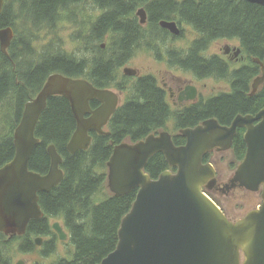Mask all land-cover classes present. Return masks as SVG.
I'll use <instances>...</instances> for the list:
<instances>
[{
  "label": "trees",
  "instance_id": "16d2710c",
  "mask_svg": "<svg viewBox=\"0 0 264 264\" xmlns=\"http://www.w3.org/2000/svg\"><path fill=\"white\" fill-rule=\"evenodd\" d=\"M83 1L4 0L0 29L12 28L14 38L6 55L0 51V167L12 160L15 152L13 132L25 104L36 97L47 77L53 73L71 78L82 76L75 69V59L64 55L60 48L48 46L37 52L32 41L35 33L46 28L54 29L63 14L73 11ZM103 1L99 7L106 8L107 13L93 27V33L96 27L98 32L108 27L114 43L105 51H96L97 58L103 59L100 67L96 68L99 78L93 75L86 77L96 88H117L126 92L124 103L109 121L108 134L91 133L89 149L71 155L66 146L76 123L69 103L59 96L47 100L35 130L40 144L31 154L29 170L45 174L50 165L47 147L54 145L62 158L60 168L64 178L51 191L38 195L43 218L30 221L24 236L11 239L20 240L19 249L30 252L36 238H55L50 221H60L74 253L70 260H60L56 264H99L115 250L121 220L130 211L137 190L119 197L110 191L108 193L105 190L107 162L116 145L136 143L151 134L166 131L167 121L172 115L150 79H141L127 87L128 79L118 78V71L125 61V42L128 37L132 38L134 32L133 13L123 14L122 7L117 6L118 0ZM151 8L152 11L157 8L156 12L149 11L150 26L156 30L161 31L157 24L164 20L191 27L200 39L194 45L199 53L216 40H237L249 61L248 67L235 71L229 77V70L225 68L226 77L232 82L231 95L214 99L201 114L192 111L186 121L175 126L176 130L209 117L226 124L239 114L254 115L264 108V84L255 96H249L250 83L260 74L259 66L252 60L264 63V7L240 0H156ZM127 20L129 28L125 25ZM19 27L29 35H19ZM96 40H100V36ZM193 66L206 76H216L214 70L217 68L211 60L197 58ZM241 133L235 135L232 143V154L237 163L242 161L246 149ZM173 142L176 146L184 144L179 136L173 138ZM207 161L208 158H204V163ZM167 170L175 171L162 154H156L149 159L145 173L151 179H157ZM98 196H102L101 201L97 200ZM6 238L0 233V264H11Z\"/></svg>",
  "mask_w": 264,
  "mask_h": 264
},
{
  "label": "water",
  "instance_id": "95a60500",
  "mask_svg": "<svg viewBox=\"0 0 264 264\" xmlns=\"http://www.w3.org/2000/svg\"><path fill=\"white\" fill-rule=\"evenodd\" d=\"M264 7V0H241ZM4 0H0V15ZM140 24L147 21L146 12L137 13ZM159 26L178 36L175 22L161 21ZM14 32L0 29V51L7 54ZM235 55L240 49H234ZM260 75L252 84V95L264 83V63L255 60ZM135 72L125 69L124 74ZM63 97L70 106L76 127L67 144L74 155L91 145L89 132L106 135L104 127L117 107V96L109 90H98L84 79L59 73L49 75L37 96L24 106L21 119L13 132L14 156L0 167V233L23 236L32 220L43 218L40 193L51 191L64 178L62 158L54 145L47 147L50 165L41 175L29 170L38 121L47 100ZM102 106L92 111L89 102ZM90 114L89 118L85 115ZM244 129L245 154L232 178L222 186L226 192L237 189L260 192L261 204L238 221H230L207 193L217 183L216 171L204 163L206 154L231 149L237 130ZM185 144L176 146L164 131L151 134L136 143H122L113 148L107 163L109 191L119 197L137 190L130 211L122 218L118 243L113 252L99 264H264V108L256 114L237 115L229 126L209 119L193 128L180 131ZM161 153L170 168L151 179L145 168L150 158ZM52 230L61 242L68 235L59 222ZM43 239L36 238L40 247ZM16 264H25L19 260Z\"/></svg>",
  "mask_w": 264,
  "mask_h": 264
},
{
  "label": "flooded vegetation",
  "instance_id": "af4514ba",
  "mask_svg": "<svg viewBox=\"0 0 264 264\" xmlns=\"http://www.w3.org/2000/svg\"><path fill=\"white\" fill-rule=\"evenodd\" d=\"M155 1L156 0H118L117 6L122 7V13L123 14L130 13L132 11L133 13L132 19L134 20V29H132L134 32H132V38L128 37L125 42L124 53H123L125 61H124L123 67L120 68V70L118 71L120 73V74L118 73V76H119L118 78L124 77L125 79H128L126 81L129 83V84L127 83L128 85L127 87H129L131 83L137 82L141 79H146V78L150 79V81L153 82L155 87L161 93L164 105L167 107V109L172 114L171 118L168 119L166 125H173L175 127V126H178L179 124H182L184 121H186L190 117L191 115L190 113L192 111L198 114H201L204 108H206L208 104L214 99H217L224 95H231L233 91L232 82H230L229 78L227 77H229L235 71L237 72L240 69L248 67L249 61L243 54V50L240 46V43L238 42L239 43L238 47L232 44V42L237 41V40H224V39L216 40L210 43L209 45H207V47L201 53H199L198 49L194 48V45L200 41L199 38H195L194 40H191V41L184 40L183 45L178 47L176 45L177 42L182 40L184 36V29L182 27V24L175 21L178 28L180 29V34L178 36H174L168 30H165L159 27V22L157 25L159 29H161V31L156 30L155 27L150 26L149 11H152L151 5ZM177 1H183V0H177ZM90 3L92 4L91 6H93V8L95 9V12L100 13V16L97 17L94 22L90 23L91 30L89 31V36L84 38V40L82 39L81 41L82 43H84V48L82 50V53L86 54L87 58H83V59L81 58L78 61L75 60V63H76L75 69L79 73H81L82 76L79 78H74V79H84L88 81L94 88H96L89 80H87L86 76L93 75V77L99 78L100 73L96 71V68L100 67L103 59L97 58L96 51L97 49L101 51H105L107 47L111 46L114 42L112 41L111 30H108V27L104 28V30L101 29L100 32H98L99 30H97L98 28L96 27L95 33H93V27L97 25L99 20L102 19L103 16L107 13V9L99 7L101 5L100 3H104L103 0H94V1L90 0ZM141 9H143L146 12V16H147V21L144 25L140 24V19L137 16V13ZM156 10L157 8H155L152 12H156ZM136 19L138 20V23ZM170 22H174V21H170ZM128 23L129 21L127 20L125 25L127 26ZM160 33H163L166 36V38L160 39L159 38ZM98 36H100V40H96ZM167 36H168V39H167ZM215 42L224 43L222 49L220 50L221 56L208 53V50L210 49L211 45ZM234 49H240V53L238 55H235L236 51H234ZM141 50H146L150 55L154 57L156 61H158L160 64H163L165 71L151 72V73H146L144 75H141L138 70L132 68L130 66L131 62L133 58L135 57V55ZM197 58H200L203 61L211 60L212 65L216 66L217 68L216 70H214L216 76L215 75L206 76L204 75L203 71L201 72V71H198L197 68H194L193 63L195 60H197ZM255 60L256 59L252 60L253 64H257ZM234 65H239V68L234 69V70L231 69L232 66ZM225 68L229 70V73H227V77L225 74ZM125 69H131L135 73L131 76L125 75L124 74ZM256 77L258 76H255L254 79L250 83V92H249L250 97L255 96L259 90L258 88L256 93L252 95V84ZM212 79L220 80L222 82L223 81L230 82L229 85H230L231 92L226 93V92H221L220 90L216 91L215 89H212L210 92L204 93L206 86H207L206 82ZM96 89L109 90L116 94L118 103H117V107L114 113L121 106L120 96L123 95V100L126 97V92L118 90L117 88H96ZM101 106H102V103L96 99L89 102V107L92 111L98 109ZM113 115L110 117L109 121L111 120ZM89 117H90V114L85 115V118H89ZM213 118L214 117L202 119L198 121L196 124H191V126L177 129L176 135H171L168 131L166 132H168L171 135L172 140L173 138L179 136L180 138L183 139L184 144H185L186 140L181 135L180 133L181 130L186 129V128L196 127L197 125L202 124L204 121L213 119ZM233 119L226 124L220 123L218 119L217 121L221 126H229L231 122L233 121ZM107 125L104 127L105 132H107L106 131ZM93 132L94 131L89 132V135ZM238 132H242L241 134L243 136V133L245 132V130L240 129V130H237V133ZM227 152H232V146H231V149ZM216 154H222V152L214 150L213 152L206 154L204 156V158H208V161L206 163H210L212 165L213 156ZM204 158H203V162H204ZM218 178L219 176L217 175V172H216L217 183L214 187H212L209 190V194L211 195L219 191L222 193H227L225 190H222V187L220 188V186L218 185ZM12 237L13 236H7V238L9 239ZM14 237L16 238V237H22V236L14 235ZM42 239H43V242L41 246L46 245L47 243H45L44 238ZM34 248H38V247L34 246ZM23 261L26 264V261L25 260Z\"/></svg>",
  "mask_w": 264,
  "mask_h": 264
},
{
  "label": "rangeland",
  "instance_id": "374dc122",
  "mask_svg": "<svg viewBox=\"0 0 264 264\" xmlns=\"http://www.w3.org/2000/svg\"><path fill=\"white\" fill-rule=\"evenodd\" d=\"M91 5L90 0H84L83 3L77 5L73 11L63 14L61 21L56 24L54 29L49 30L46 28L40 33H35V37L32 41L33 47L35 48L34 50L40 52L44 50V48L51 46L52 48H60V52L77 61L81 58H87V55L82 53L84 43L81 41L89 36V31L91 30L90 23L94 22L95 19L100 16V13L95 12V9ZM136 21L138 23L137 19ZM182 27L184 29V36L182 40L177 42L176 45L178 47L183 45L184 40L191 41L198 38L197 33L193 29L183 24ZM18 34L21 36H28L29 32L26 31L25 33L23 28L19 27ZM159 38L164 39L166 36L160 33ZM232 44L237 47L239 46L238 41H234ZM223 45L224 43L220 42L213 43L208 53L221 56L220 50ZM130 66L138 70L141 75L165 71L164 65L156 61L146 50L139 51L133 58ZM238 68L239 65H234L231 69L234 70ZM229 83L228 81L222 82L216 79L209 80L206 82L207 86L204 93H208L212 89L230 93L231 89ZM124 100L123 95H121L120 105H122ZM166 131L171 135L177 134V130L173 125H167ZM238 164L239 162H236L232 152H224L213 156L212 166L219 176L218 185L220 188L229 182ZM105 188L109 193L107 184ZM211 197L218 203L217 205H219V208L226 217L233 222L238 221L248 212L257 209L262 202L260 192L251 193L240 189L227 193L219 191L212 194ZM101 199L102 196H98L97 200L101 201ZM54 222L55 221L52 220L50 224ZM12 238H14V236ZM12 238H6V242L9 243L7 255L11 259V264H16L19 260H25L26 264H56L60 260H70L74 253V248L70 241L61 242L58 240L57 236H55V238H44L45 243L50 244L32 248L30 252L21 251L19 249L21 241L11 240Z\"/></svg>",
  "mask_w": 264,
  "mask_h": 264
},
{
  "label": "bare ground",
  "instance_id": "6f19581e",
  "mask_svg": "<svg viewBox=\"0 0 264 264\" xmlns=\"http://www.w3.org/2000/svg\"><path fill=\"white\" fill-rule=\"evenodd\" d=\"M94 1V0H93ZM241 1V0H240ZM242 2H245V1H242ZM93 3V2H92ZM247 3H249V2H247ZM88 4V3H87ZM256 5V4H255ZM161 21H159V23H160ZM160 27V26H159ZM82 44V43H81ZM45 83V82H44ZM44 85V84H43ZM37 96V95H36ZM23 113V112H22ZM22 116V115H21ZM74 117V116H73ZM236 117V116H235ZM18 125V124H17ZM161 132H164V131H161ZM161 132H159V133H161ZM154 135H156V134H154ZM126 143H128V142H126ZM131 144H133V143H131ZM39 145V144H38ZM66 149H67V146H66ZM112 153H113V151H112ZM157 154H161V153H157ZM156 155V154H155ZM163 155V154H162ZM10 162V161H9ZM62 163V162H61ZM108 163V162H107ZM61 165V164H60ZM106 167H107V165H106ZM61 169V168H60ZM107 179H108V167H107ZM107 182H108V180H107ZM39 195V194H38ZM33 221V220H32ZM29 224V223H28ZM53 224V223H52ZM52 224H51V226H52ZM28 226V225H27ZM27 229V228H26ZM51 229H52V227H51ZM53 231V230H52ZM54 233V232H53ZM55 234V233H54ZM4 235V234H3ZM56 235V234H55ZM35 241V240H34ZM34 245H35V243H34ZM37 247V246H36Z\"/></svg>",
  "mask_w": 264,
  "mask_h": 264
}]
</instances>
